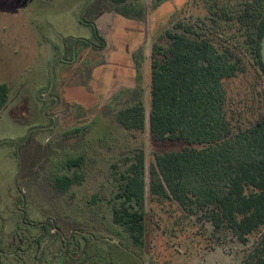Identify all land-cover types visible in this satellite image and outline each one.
I'll return each mask as SVG.
<instances>
[{
  "label": "rangeland",
  "instance_id": "rangeland-1",
  "mask_svg": "<svg viewBox=\"0 0 264 264\" xmlns=\"http://www.w3.org/2000/svg\"><path fill=\"white\" fill-rule=\"evenodd\" d=\"M254 3L0 0V81L10 89L0 111L4 264H242L255 237L245 246L226 226L216 229L208 213L191 216L173 200L151 195L155 156L185 145L157 142L150 132L151 55L146 50L156 42L167 45L166 31L181 21L217 47L231 48L245 73L224 81L226 110L233 128L245 129L264 119V74L253 54ZM115 9L104 18L106 47L90 24L72 22ZM68 38L75 40L64 44ZM262 55L264 61V40ZM139 102L145 128L126 130L117 115ZM137 151L145 155L141 247L113 221L122 175ZM77 158L81 167L69 170L67 163ZM57 175H82L83 180L61 190L54 185Z\"/></svg>",
  "mask_w": 264,
  "mask_h": 264
},
{
  "label": "trees",
  "instance_id": "trees-1",
  "mask_svg": "<svg viewBox=\"0 0 264 264\" xmlns=\"http://www.w3.org/2000/svg\"><path fill=\"white\" fill-rule=\"evenodd\" d=\"M127 1L112 0L116 4ZM250 11L255 29L253 54L264 74V0H255ZM174 30L165 33L167 45L156 42L152 46L150 132L157 142L185 147L155 156L151 195L173 200L191 216L208 213L216 229L226 226L245 246L255 237L242 264H264V119L235 130L226 110L224 81L245 73L244 63L231 48L217 47L192 33L184 21ZM9 96L8 85L0 81V111ZM117 119L126 130H144L145 108L139 102L119 112ZM82 163L77 158L67 164L72 170ZM81 180L82 175L53 179L61 190ZM122 180L116 195L121 203L114 208L113 221L130 235L133 245L141 247L147 215L143 151L135 153ZM0 264H4L1 254Z\"/></svg>",
  "mask_w": 264,
  "mask_h": 264
},
{
  "label": "crops",
  "instance_id": "crops-1",
  "mask_svg": "<svg viewBox=\"0 0 264 264\" xmlns=\"http://www.w3.org/2000/svg\"><path fill=\"white\" fill-rule=\"evenodd\" d=\"M127 3V2H126ZM125 3V4H126ZM122 5H124V4H122ZM114 11H116L117 12V10L115 9V10H112V11H103V12H97V14L96 15H92L91 16V20L90 21H86V23H89L91 26L92 25H94L95 27H96V30H97V33H98V35H99V37L102 39V41H103V44H104V47H106V42H105V39H104V35H103V32H102V30L104 29V26L106 25V20L104 21V18L108 15V14H106V13H109V14H111V12L112 13H115ZM125 14V13H124ZM113 15V14H112ZM126 17H133L134 19H142L141 17H137V15L136 14H131V15H129L128 13H127V15H126ZM72 22H75V23H77V24H82V22H81V20H80V15H79V17H76V19L75 18H72ZM115 22V21H114ZM88 24V25H89ZM104 31V30H103ZM74 41L75 39H70V38H68V39H66V41L67 42H69V41ZM147 51V53H146V56L147 55H151L152 54V49H151V51L149 50V48L146 50ZM113 245H115V246H117L118 245V243H114ZM117 247H120L119 245L117 246ZM121 249L123 250V249H125V248H123V247H121ZM126 250V249H125ZM127 254L128 255H130V256H133L136 260H137V258H136V256L134 255V254H132L129 250H127ZM67 262H68V260H67ZM138 262H139V260H137V264H138ZM63 263L64 264H68V263H66V261L64 262L63 261Z\"/></svg>",
  "mask_w": 264,
  "mask_h": 264
},
{
  "label": "flooded vegetation",
  "instance_id": "flooded-vegetation-1",
  "mask_svg": "<svg viewBox=\"0 0 264 264\" xmlns=\"http://www.w3.org/2000/svg\"><path fill=\"white\" fill-rule=\"evenodd\" d=\"M53 100H54V103L56 104L57 99H56L55 97H53ZM48 116H50V115H48ZM52 118H53V123H54V120H56V118H55L54 116H52ZM126 250H127V249H126Z\"/></svg>",
  "mask_w": 264,
  "mask_h": 264
},
{
  "label": "water",
  "instance_id": "water-1",
  "mask_svg": "<svg viewBox=\"0 0 264 264\" xmlns=\"http://www.w3.org/2000/svg\"><path fill=\"white\" fill-rule=\"evenodd\" d=\"M63 43L65 44L66 43V39L63 41ZM51 95V94H50ZM50 98V97H49Z\"/></svg>",
  "mask_w": 264,
  "mask_h": 264
}]
</instances>
